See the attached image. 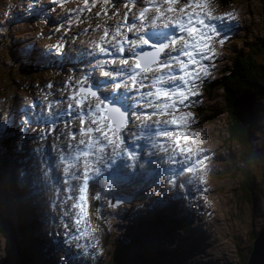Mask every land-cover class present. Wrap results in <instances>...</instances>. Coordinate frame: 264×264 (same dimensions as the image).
<instances>
[{"label":"rangeland","instance_id":"obj_1","mask_svg":"<svg viewBox=\"0 0 264 264\" xmlns=\"http://www.w3.org/2000/svg\"><path fill=\"white\" fill-rule=\"evenodd\" d=\"M219 1L208 0V7L201 11L210 10L212 15L204 18L216 20L232 13L234 19L223 22L228 29L219 37H228L223 45L219 38L210 40L215 59L206 61L210 65L209 76L200 84V96L194 98L198 102L183 109L193 114L194 123L188 131L195 139L176 146L192 150L199 165L179 168L174 166V159L178 156L183 160V154L176 149L174 155V134L158 132L146 141L138 127H134L138 129L137 136L132 128L135 122L145 120L154 122L155 127L167 116H133L125 133V142H135V150L130 151L119 135L114 134L113 139L111 132L106 138V149L92 145L90 136L80 129L98 126L91 124L90 119L81 125L76 115L80 109L68 115V97L78 91L77 81L83 80L86 87L95 85L101 97L109 95L114 83L111 77H99L101 68L112 73L116 82H122L135 62L126 42L122 44L126 51L120 53L116 47L115 55L114 51L100 53L99 47L88 51L89 61L82 65L84 68L79 59H70L68 54L76 55L79 50L75 45L83 40H100V34L108 28L111 31L124 27L130 17L138 16L133 13L136 8L151 7L150 3L62 0L53 5L51 0H38L33 6V0H0V138L6 131L18 129L20 139L14 141L10 151L0 147V179L3 167L12 164L15 186L24 189L17 197L27 196L33 209L36 238L26 247L34 257L30 264H107L111 252L125 245V264H160L163 260L169 264H242L251 237L264 226V80L255 89L253 102L248 101L243 111H234L241 121L251 118L247 141L255 157L247 167L253 178L247 198L238 194L236 188V169L243 148L226 143V124L230 120L221 113L224 100L217 82L230 57L238 51L250 52L263 67L264 0H228L224 7ZM192 2L184 0L185 4L179 6L183 9ZM152 3L163 5V0ZM194 10L190 8L188 12ZM129 12L126 21L125 13ZM179 14L185 15H173ZM143 30L147 32V27ZM169 34L174 38L172 32ZM175 37L181 36L177 33ZM137 51L154 49L145 45ZM169 54L175 56L179 51L169 48L161 59H168ZM121 59H128L129 65L119 64L123 63ZM178 67L173 64V71ZM168 71L163 70L164 74ZM118 72L121 75L117 77ZM160 74H147L144 91L154 90L151 81ZM105 80H109L106 86ZM123 90L121 87L115 91ZM90 102L94 105L98 101L91 98ZM61 112L66 119L49 122L50 116ZM163 144L167 150L157 151ZM76 145L86 150L77 153ZM89 145L95 148L94 154L87 150ZM153 151L161 155L156 161L152 159L157 155ZM149 161L154 166L148 167ZM196 172H200V177ZM166 174L171 177L165 180ZM90 180H99L103 185L94 208L86 191ZM82 199L84 216L80 219L87 227L77 222ZM12 200L17 198L6 193L0 184V207L10 219ZM15 240L13 232L0 234V264H19Z\"/></svg>","mask_w":264,"mask_h":264},{"label":"snow or ice","instance_id":"obj_2","mask_svg":"<svg viewBox=\"0 0 264 264\" xmlns=\"http://www.w3.org/2000/svg\"><path fill=\"white\" fill-rule=\"evenodd\" d=\"M37 2L38 0H33V6ZM115 2L116 0H112V3ZM51 3L55 5L62 3V0H51ZM104 3H109V0H104ZM146 3H150L151 7H144L136 16V19L140 20L141 24H126V27L130 29L128 32L133 33L134 39H129L119 29L116 32L117 37H123L122 41H116L117 51L123 53L125 48L122 44L126 42L129 45L128 51L135 57L134 64L128 69L129 74L126 79L122 82H116V77L112 73L108 75L110 72L104 71L106 73L104 77H111L114 83V90L109 95L99 96L95 85L86 87L84 81L80 80L77 81L78 91L74 90L73 95L68 97L70 101L68 107L69 116L76 112V109H80L76 115L80 117L81 125H85L86 119H90L91 124L98 126L95 129L91 126L81 127L80 129L81 133H86L90 136L92 145L106 149L108 144L106 138L109 137L108 133L111 132L113 139H115V135H119L121 140L124 141L125 147L130 151L135 150V142H125V133L129 131L128 125L132 122L131 118L140 116L142 113L145 117L153 115L171 116L170 119L157 122L155 127L151 124L141 125L139 131L144 134L142 139L146 141L158 132L174 134L176 145L195 139L194 134H190V131H188L194 123L193 114L191 111L184 112L183 109L190 108L194 103L198 102L194 98L200 96V84L206 82L205 78L210 73V65L206 61L215 59V50L210 40L221 37L222 33L228 30L224 27L223 22L233 20L234 16L232 13H227L216 20L205 19V15H212L210 10L207 12L201 11V9L208 7V0H193L191 4H187L183 9L179 7V5L185 4L182 3V0H163V5L152 3V0H146ZM190 8L196 9V11L189 13L188 9ZM153 10L155 15L149 16V12ZM156 10H158L159 14ZM29 11H31V8H29ZM130 12L125 13L126 21L129 19ZM175 13L186 14L180 15L177 19L173 15ZM168 20L171 21L168 27L164 28L163 25V28L169 29L171 26L173 31H178L181 34V38H183V47L179 50L176 46L180 41L170 38L168 32H145L143 30L146 22H150L155 27L161 21ZM133 25L135 27L130 28ZM185 33L187 34L186 39L184 38ZM108 35L109 33L105 32V36ZM227 39L228 37L224 35L219 38L218 42L223 45ZM134 41L136 43H133ZM145 45H150L154 51H137V49ZM169 48L173 52L179 51V54L175 56L169 54L168 59L162 60L161 54L165 53ZM57 51H59V46ZM99 52L106 54L108 49L99 47ZM121 61H123L121 65H129L127 63L128 59H121ZM173 64L179 65L175 71L172 68ZM164 69L169 70L167 74H164ZM154 71L161 73L151 81L154 90L149 88V90L144 91L147 87L145 84L148 79L147 74ZM120 75V72L116 73V76ZM107 83L108 81L105 82V86ZM121 87L124 88L123 92L115 91ZM91 98H96L98 102L92 105L90 102ZM71 101H74V104ZM148 109H151V111H148ZM66 118V114L61 112L50 116L48 119L49 122L54 123ZM24 122H27V118H25ZM94 132H98L100 135H93ZM73 137H75V133H73ZM92 145H89L87 150L94 154L95 148ZM75 147L77 153L86 150L82 145H76ZM175 159L180 162L181 168L189 167L193 164L192 160H180L178 156ZM78 208L77 222L84 223L85 227H87L86 222L80 219L84 216L83 199ZM80 231H83V229H80ZM73 234L76 235L78 232Z\"/></svg>","mask_w":264,"mask_h":264},{"label":"trees","instance_id":"obj_3","mask_svg":"<svg viewBox=\"0 0 264 264\" xmlns=\"http://www.w3.org/2000/svg\"><path fill=\"white\" fill-rule=\"evenodd\" d=\"M220 6H226L228 0H220L217 2ZM27 68H31L27 66ZM264 80V65L260 66L254 55H251L250 52L242 53L238 51L230 57V63L225 71H222L221 77L219 78L217 84L222 90V97L224 100L223 109L221 113L224 112L227 117H229L230 123L226 124V143L232 144L242 149L240 153L239 166L237 167V178H236V188L238 194H243L244 198H247V192L251 189L250 181L253 178L250 175L248 164H252V160L255 157L254 150H251L249 143L247 141L248 133L244 130L242 124H240L238 118H235L232 115V111H243L244 108L240 107L241 105L233 102L235 98L239 101L244 100V95L250 97L253 95V100L255 96V89L261 85ZM250 101L246 100V102ZM253 111V107H252ZM216 115V113L214 114ZM213 115V117H214ZM250 115V109L249 114ZM250 117V116H249ZM18 129H11L4 133L3 137L0 138V147H6L8 151L13 146L14 141H16ZM5 154V153H3ZM4 174L0 179V184L2 189L6 193L13 194L15 199L12 200L14 207L13 216L10 219L8 213H4L0 207V234L5 232H13L16 236L15 244H17V253L19 264H30L31 260L34 257L30 256L29 250L26 247H29L35 241V215L32 212V207L28 204L27 196H22L18 198L17 195H21L24 191L22 187H16L14 183V174L12 172V164H7L3 167ZM102 183L96 180H90L86 188L87 195L89 196V202L91 206L97 207L99 202V192L101 189ZM238 196V195H237ZM6 209V201H5ZM264 229V226L261 227V230ZM255 236V235H254ZM254 236L251 237L252 240ZM29 245V246H27ZM251 250V244L249 252ZM248 252V253H249ZM128 253V247L125 245L123 247H117L112 252L108 258L107 264H125L126 255ZM247 253V254H248ZM248 256V255H247ZM164 256L160 257L163 258ZM159 258V260H160ZM247 258V257H246ZM246 258L241 260L242 264L245 263ZM160 264H169L167 261ZM159 264V261L156 263Z\"/></svg>","mask_w":264,"mask_h":264},{"label":"bare ground","instance_id":"obj_4","mask_svg":"<svg viewBox=\"0 0 264 264\" xmlns=\"http://www.w3.org/2000/svg\"><path fill=\"white\" fill-rule=\"evenodd\" d=\"M141 1V3H144V2H146L145 0H140ZM153 1V0H152ZM184 0H182V2H183ZM190 2V1H189ZM156 4H159V3H156ZM142 5V4H141ZM161 5V4H160ZM180 7V6H179ZM186 7V6H185ZM192 9V8H191ZM142 9H139V7L138 8H136V11H133V13L134 14H139V12L141 11ZM157 11V13L159 14V12H158V10H156ZM195 11V10H194ZM123 13V12H122ZM186 14V13H185ZM149 16H154L155 15V12H154V10L153 11H151V12H149V14H148ZM179 15H181V14H179ZM179 16H177V18H178ZM118 22V21H117ZM167 21H161L159 24H157L155 27L154 26H152L151 25V23L150 22H146L145 23V26H144V28L145 27H147V32L148 31H157V32H163V31H165V30H162V26L166 23ZM227 21H225V23H226ZM120 23V22H119ZM122 23V22H121ZM213 23H221V22H213ZM126 24H135V25H140L141 24V21L140 20H138V19H136V17H134V19L132 18V17H130V20H128V22L126 23ZM126 24H125V26L124 27H116L115 29H112L111 31H110V29L108 28V30H105L104 31V33H102V34H100V35H103V36H101L102 38L100 39V40H97L98 39V37H97V39L95 38V39H92V38H88V40H90V41H87V42H84V40L79 44V46H76L75 45V47H76V49H78L79 51H78V53L76 54V55H73V54H71V53H69L68 55H69V58L70 59H79V62H81V63H79L80 64V67H82V65L85 63V62H87V61H89V60H86V58H89L88 57V51H94V50H96V48H98V47H105L106 49H108V51H114L112 54L113 55H115L116 53H115V51L116 50H113V49H116V47H117V44H116V41L117 40H121L122 41V39H123V37L122 36H120V37H117L116 36V32H117V29H119L122 33H124L125 35H127L129 38H132V39H134L135 37L133 36V33H130V32H128V30H130V29H128L127 27H126ZM224 24V23H223ZM122 25H123V23H122ZM135 25H133V26H130V28H134L135 27ZM137 30H139V29H137ZM167 30H169L170 32H168V33H173L174 34V38L175 39H177L178 41H180V43L176 46L177 47V49H179V48H182L183 47V38H177V37H175L176 36V34L178 33V34H180L178 31H173V29H167ZM105 32H108L109 33V35L108 36H105ZM99 35V36H100ZM170 35V34H169ZM180 36H181V34H180ZM103 37H106V38H103ZM108 37V38H107ZM170 38H173V36H170ZM184 38L186 39L187 38V34L185 33L184 34ZM126 51V50H125ZM128 51V50H127ZM126 53V52H125ZM177 53V52H176ZM108 54V53H107ZM94 55H96L95 53H94ZM97 56V55H96ZM81 60H85V61H81ZM92 62V61H91ZM90 62V63H91ZM101 63V62H100ZM78 64V65H79ZM118 64V63H117ZM119 64H121V63H119ZM85 66V65H84ZM92 66V65H91ZM177 66V65H176ZM97 67V66H96ZM102 67H104V66H102ZM123 67V66H122ZM75 68H78V67H75ZM82 68H84V67H82ZM116 68V67H115ZM81 70V69H80ZM124 70H125V68H124ZM122 71V70H121ZM102 72H104V70L101 68V71L99 72V77H104V75H100V73H102ZM128 72V71H127ZM126 72V73H127ZM105 73V72H104ZM76 74H78V73H75L74 75H76ZM89 74V73H88ZM111 74V73H110ZM79 75V74H78ZM124 75V74H123ZM81 76V75H80ZM118 77V76H117ZM123 77V76H122ZM98 78V77H97ZM106 78V77H105ZM110 78V77H109ZM121 78V77H120ZM152 78V77H151ZM119 79V78H118ZM106 81V80H105ZM109 81V80H108ZM113 85V84H112ZM110 87V86H109ZM110 90V89H109ZM106 91V90H105ZM124 91V90H123ZM111 92V91H110ZM109 94V93H108ZM247 103L248 102H246V101H243V102H238L237 104H239V105H241L240 107H244L245 105H247ZM248 107H246V109H247ZM169 117L170 116H167L166 117V120L167 119H169ZM153 120V119H152ZM156 121V120H155ZM154 123V122H153ZM153 123L151 122V120H145V121H137V122H135V125L132 127L133 128V131H134V134L137 136L138 134H139V132H138V129H134V127L136 126V127H140L141 125H143V124H151V125H153ZM135 136V137H136ZM132 137V136H131ZM174 139H175V137H174ZM158 149L160 150V149H163V150H167L165 147H164V144L163 145H161V146H158L157 148H156V150L158 151ZM176 149H180V150H182V154H183V160H192L193 161V164L192 165H194V164H197V165H199L198 163H197V160H194L193 159V152H192V150H189V152L187 151V149L186 148H184L183 146H179V147H177L176 146V144L174 145V155L176 154ZM161 151V150H160ZM178 152H180V151H178ZM169 153V152H168ZM181 153V152H180ZM153 154H157V153H155L154 151H153ZM161 154V153H160ZM161 155H159V154H157V155H154L153 157H152V159L153 160H157V159H159V157H160ZM195 158V157H194ZM155 160V161H156ZM174 161L178 164H175L174 163V166H178L179 168L181 167V165H180V163H178L177 162V160L176 159H174ZM151 162L149 161L148 162V167H152V166H154L153 164H150ZM152 165V166H151ZM164 167V166H163ZM160 169V168H159ZM167 171V170H166ZM163 172V171H162ZM152 173H154V172H152ZM198 175H197V178L198 177H200V172H196ZM165 176V180L166 179H168L169 177H171V176H167V174L166 175H164ZM164 177H162V178H160L161 180L163 179ZM200 180V179H199ZM163 181V180H162Z\"/></svg>","mask_w":264,"mask_h":264},{"label":"water","instance_id":"obj_5","mask_svg":"<svg viewBox=\"0 0 264 264\" xmlns=\"http://www.w3.org/2000/svg\"><path fill=\"white\" fill-rule=\"evenodd\" d=\"M263 61H264V57H263ZM249 99L250 101L253 102V95H250V97L246 96L244 100H240V101L237 98H235L233 102L235 101V103H238V102H243ZM232 115L235 118H237V115L236 113H234V111H232ZM250 120H251L250 117L248 118V121L240 120L243 126L247 123V127H244L247 133H248V126H251ZM244 264H264V229L259 231L258 234H255L254 239L251 242V250L248 253V256Z\"/></svg>","mask_w":264,"mask_h":264},{"label":"clouds","instance_id":"obj_6","mask_svg":"<svg viewBox=\"0 0 264 264\" xmlns=\"http://www.w3.org/2000/svg\"><path fill=\"white\" fill-rule=\"evenodd\" d=\"M220 7H224V6H220Z\"/></svg>","mask_w":264,"mask_h":264}]
</instances>
